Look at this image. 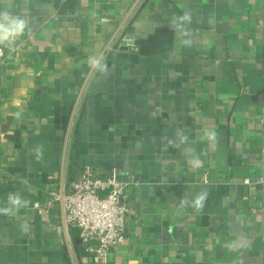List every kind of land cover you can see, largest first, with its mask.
I'll use <instances>...</instances> for the list:
<instances>
[{"label":"crops","instance_id":"obj_1","mask_svg":"<svg viewBox=\"0 0 264 264\" xmlns=\"http://www.w3.org/2000/svg\"><path fill=\"white\" fill-rule=\"evenodd\" d=\"M137 1L0 0L28 21L0 45V264H264V0H139L115 36ZM65 149V184L131 182L103 262L34 208Z\"/></svg>","mask_w":264,"mask_h":264},{"label":"built area","instance_id":"obj_2","mask_svg":"<svg viewBox=\"0 0 264 264\" xmlns=\"http://www.w3.org/2000/svg\"><path fill=\"white\" fill-rule=\"evenodd\" d=\"M244 183L249 184V179H244ZM129 184L115 170L101 176L85 166L77 178L65 184L63 197L59 190H52L51 199L43 204L36 202L34 208L46 210L54 202H62L67 227L78 230L76 239L94 262H103L125 239L128 217L125 189Z\"/></svg>","mask_w":264,"mask_h":264},{"label":"clouds","instance_id":"obj_3","mask_svg":"<svg viewBox=\"0 0 264 264\" xmlns=\"http://www.w3.org/2000/svg\"><path fill=\"white\" fill-rule=\"evenodd\" d=\"M177 19L188 20L191 21L190 13L185 10L182 16H177ZM28 21L20 16L14 15L8 10H0V45L10 46L14 43L15 39L21 36L27 27ZM184 35H188L186 31ZM7 42V45H6ZM186 47L190 48L193 46L194 41L186 40L184 41ZM90 67L98 68V67H106V65H101L100 61L95 58H90L88 61ZM214 135V133L212 134ZM10 203L15 206L21 205V197L12 196ZM29 202L27 200L24 201L25 206H27ZM200 206V202L197 201V207ZM3 211H6L4 209Z\"/></svg>","mask_w":264,"mask_h":264},{"label":"water","instance_id":"obj_4","mask_svg":"<svg viewBox=\"0 0 264 264\" xmlns=\"http://www.w3.org/2000/svg\"><path fill=\"white\" fill-rule=\"evenodd\" d=\"M139 2V0L135 3L134 7H132V9L130 10V12L128 13V15L126 16V18L124 19V21L121 23V25L119 26L118 30L116 31L115 33V36L117 35V33L121 30V28L124 26V24L126 23V20L130 17V15L132 14L135 6L137 5V3ZM113 39V38H112ZM108 47V46H107ZM106 47V49H107ZM105 49V50H106ZM105 52V51H104ZM103 55V54H102ZM101 55V56H102ZM101 56L97 59V60H100ZM95 68H92L91 71L89 72L88 76L86 77L85 79V82L82 86V89H81V92L79 94V97H78V100L75 104V107H74V110H73V113L71 115V119H70V123H69V127H68V132H67V137H66V142L68 141V135H69V132H70V129H71V125H72V122H73V119H74V115H75V112H76V108H77V104H78V101L85 89V86L92 74V72L94 71ZM65 156H66V149L64 151V155H63V166H62V174H61V182H60V196L63 197V194H64V187H65V177H64V161H65ZM61 207H62V222H63V226L64 228L66 227V224H65V215H64V208H63V204L61 202ZM71 258H72V261H73V257H72V254H71ZM74 263V262H73Z\"/></svg>","mask_w":264,"mask_h":264}]
</instances>
